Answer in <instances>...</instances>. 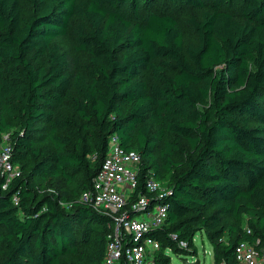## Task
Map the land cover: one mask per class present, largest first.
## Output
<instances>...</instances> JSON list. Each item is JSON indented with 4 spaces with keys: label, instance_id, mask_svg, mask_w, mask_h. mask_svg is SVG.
<instances>
[{
    "label": "trees",
    "instance_id": "trees-1",
    "mask_svg": "<svg viewBox=\"0 0 264 264\" xmlns=\"http://www.w3.org/2000/svg\"><path fill=\"white\" fill-rule=\"evenodd\" d=\"M29 1L23 14L0 0V143L21 169L5 189L0 177V264H103L113 219L79 198L113 135L142 158L128 213L153 199L149 173L170 189L155 264L168 248L196 255L198 232L215 264H242L241 241L264 246V0H172L205 8L186 46L174 15L141 11L154 0ZM74 17L89 58L71 72L55 39Z\"/></svg>",
    "mask_w": 264,
    "mask_h": 264
},
{
    "label": "built area",
    "instance_id": "built-area-1",
    "mask_svg": "<svg viewBox=\"0 0 264 264\" xmlns=\"http://www.w3.org/2000/svg\"><path fill=\"white\" fill-rule=\"evenodd\" d=\"M11 155L12 145L8 134H4L0 143V177H4L1 189H5L11 179L19 174L14 173L16 164L12 162ZM141 159L138 151L126 150L118 137L113 135L93 187L83 191L79 198L113 219L103 264H121L122 260L129 264H155L160 243L152 236V231L161 228L167 221L168 206L161 198L170 189L168 186L164 189V181L149 173L145 188L153 199L141 195L133 204V212H127L128 199L138 185ZM14 201H18L17 197H14ZM143 212L145 215L142 217H135ZM259 243V239L255 243L239 242L235 249L237 261L242 264H264V246L259 247ZM179 245L187 247L183 240Z\"/></svg>",
    "mask_w": 264,
    "mask_h": 264
},
{
    "label": "rangeland",
    "instance_id": "rangeland-1",
    "mask_svg": "<svg viewBox=\"0 0 264 264\" xmlns=\"http://www.w3.org/2000/svg\"><path fill=\"white\" fill-rule=\"evenodd\" d=\"M20 3L23 14H29L33 11V6L29 0H20ZM204 9L205 8H198L183 3H178L172 0H154L152 4L146 9L141 8V11L154 10L174 15L177 18L179 24L181 25L184 35V45L186 46L188 43L191 42L196 43L198 39L197 32L195 31L189 19L191 17L200 19L201 12ZM229 10L236 18L240 20L243 19L242 10L238 4L231 6ZM77 22L78 19L74 17L71 21V26L69 27L67 33L55 39L56 42L67 54L69 70L71 72L76 71V64L77 68H79L80 70L86 69L89 58V54L87 52L77 51L76 49L77 42L75 40L74 27L76 26ZM143 75L146 78H149L148 73H143ZM38 125H42V123H39ZM16 172H21L20 166L18 164H16V170L14 173ZM38 183L40 184L43 190H49L50 188L52 190H54V188L58 190L61 189L60 187L58 188L57 182L54 180H50L47 182L39 180ZM164 184V189H167L166 182H164ZM143 215H145V212L137 213L135 217L138 218L142 217ZM194 242L197 247L196 255H193L192 249L188 250V253L186 255H179L171 250H167V253L171 257V264H215L212 244L208 240L206 234L198 232L194 237ZM181 257H187L190 263L183 262Z\"/></svg>",
    "mask_w": 264,
    "mask_h": 264
},
{
    "label": "water",
    "instance_id": "water-1",
    "mask_svg": "<svg viewBox=\"0 0 264 264\" xmlns=\"http://www.w3.org/2000/svg\"><path fill=\"white\" fill-rule=\"evenodd\" d=\"M182 261L185 263H190L187 257H181ZM198 262V261H197ZM192 264V263H191Z\"/></svg>",
    "mask_w": 264,
    "mask_h": 264
}]
</instances>
